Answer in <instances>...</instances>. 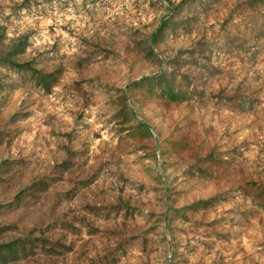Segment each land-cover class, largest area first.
Here are the masks:
<instances>
[{"label": "rangeland", "instance_id": "1", "mask_svg": "<svg viewBox=\"0 0 264 264\" xmlns=\"http://www.w3.org/2000/svg\"><path fill=\"white\" fill-rule=\"evenodd\" d=\"M0 264H264V0H0Z\"/></svg>", "mask_w": 264, "mask_h": 264}]
</instances>
